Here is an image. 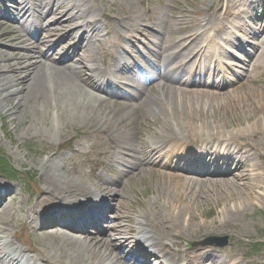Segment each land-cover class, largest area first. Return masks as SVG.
<instances>
[{"label": "rangeland", "instance_id": "obj_1", "mask_svg": "<svg viewBox=\"0 0 264 264\" xmlns=\"http://www.w3.org/2000/svg\"><path fill=\"white\" fill-rule=\"evenodd\" d=\"M253 1L255 0H88L87 7L97 10L101 36L96 38V42H90L88 57L83 56L85 64L81 74L84 78L92 76L95 80L105 82L109 90L118 94L119 97L115 100L120 99L122 95L133 96V99L124 104L110 101L100 112L101 126L109 125L115 137L128 149V153H121L120 147L117 146L113 149V156L104 157L100 154L104 132L95 133L91 126L79 119L84 113V106L94 103L88 91H80L66 97L56 96V93L51 91L46 99L30 98L23 94L22 97H15L11 103L0 96V149L5 152L17 170L37 176L35 183L41 191L38 195L32 194L27 190L23 180L11 183L0 176V179L8 183L9 194L15 198L8 206L9 209H16L15 215L12 218L8 216V219L11 224L9 226L11 239L17 234L15 238L17 249L7 246V252L17 255L19 254L17 251L21 250L25 255V264H29L27 259L29 256L41 260L44 264L57 262L76 264L78 261H85V264L102 263V259H96L90 247L85 245L73 248L70 244L65 245L62 242L60 233L80 236V232H72L70 229L76 227L75 224H71L78 221L82 213L80 207H63L53 213L65 219L60 228L55 229L58 233L54 237L45 238L44 231L27 219L30 207L36 205L47 194L42 175L43 168L50 162L54 166L55 174L67 180H83L89 191L104 200L103 205H117L118 214L125 217L119 226L125 228L133 242L148 255L156 253L160 259L155 264H169L165 254L152 251L147 248L148 244L143 243L141 237L144 235L141 234L138 226V217L155 220V214L160 210L161 205L166 206L170 203L171 206L172 201L187 198L188 192L184 194L174 187L160 185L157 182V173L152 167L133 171L129 168L135 160L144 157L141 142L150 148L153 138L163 133L165 116L174 102L178 101L183 113L192 119L193 128L197 126L202 128V123L198 124L197 121L204 117L205 124L212 129L216 126L214 120L218 119L217 124L224 131V118L235 115V98L240 95L245 99L244 102L238 100L239 107H243V114L255 115V119L263 123L264 103H261L259 96H253L252 91L264 93V8L259 10L261 14L258 15V22L256 24L254 23L256 21L253 22L260 29L259 40H249L258 45L257 50L258 54L262 55L261 60H256L248 66L244 52L219 40L224 49L237 57L230 61L237 65L236 76L228 75L224 79L225 82L232 83L228 88L231 94L215 98L209 95L179 94L176 98L172 89L161 87L159 82L152 84L153 81L149 82V80L157 70L173 69L175 65L183 62L186 56L183 52L188 53V50L180 53L178 47L180 40L193 27L196 28L197 35H201L204 31L202 25L205 18L214 16L228 23L231 21V14L235 13L240 5ZM55 2L59 7L69 1H18L24 8L37 9L36 13L29 14L25 19H17L21 23L27 21L31 27L32 37L25 38L27 33L24 32L10 35L11 26H17L13 23V18L18 15L17 7L13 4V0H0V71H6L0 84L10 88L12 93L19 84L17 77L12 73L14 69L18 70L14 65L18 66L19 61L14 60L12 55L25 54L26 48H30L31 43L39 37L41 26L45 25L47 28L54 22L55 16H48L43 23L42 13L50 10L49 6L44 4ZM46 6L48 8L44 9ZM218 8L220 11L216 15L215 11ZM111 15H119L125 19L124 31L118 32L117 25L109 19ZM128 16L135 19L132 20ZM16 29L18 28L15 27ZM62 34L57 35L55 41ZM80 35L81 32H78L72 41H61L62 45L54 58L59 60L68 50L74 51ZM23 36L25 42L21 43L20 38ZM224 37L232 39L231 35L224 34ZM244 46L247 51L252 52L250 43ZM215 49L220 53L218 47ZM77 59L80 60V56ZM92 62L97 67L90 72L86 68H91ZM99 68L105 70L103 75L98 71ZM183 77L210 85L215 81L212 74L192 78L183 75ZM204 102L206 105L202 108ZM246 124L247 122L243 126ZM173 128L177 130L176 126ZM234 129L232 126L228 130ZM69 142L72 145L66 147ZM201 146L199 143L196 149L202 150ZM194 160H185L181 166L191 167ZM194 167L199 170L206 168L200 163ZM100 178L118 180L117 184L109 188L108 196L99 193V187L104 185ZM29 179H32L30 175ZM224 188L225 186L222 185L216 187V185L199 184L194 187V195L198 196L199 200L197 197L186 199L187 203L192 200L190 212L193 214L194 228L191 232L181 233L173 242L165 239L162 244L166 249L165 253L168 251L172 254L185 253L197 248L212 247L194 246V243L212 236H229L228 246L212 247L219 252L216 253V257H219L216 258L217 260L222 259V256H228L229 260L236 256L244 261L243 264H264V205H253L238 220L223 222V214L227 206L235 207V203H228L231 193L227 190L223 192ZM11 199L12 197L8 201ZM112 213L110 212L108 216H112ZM54 217L56 216L48 217L42 222L46 223ZM106 219L88 228L86 234L96 235L98 232L101 233L100 236L108 234L109 219ZM25 228L28 232L24 230ZM109 234L114 239H118V234L114 231ZM129 255L126 251L122 257L127 259ZM64 256L65 259L60 261ZM139 259L140 257L136 256L129 264H137ZM0 264L6 263L0 262Z\"/></svg>", "mask_w": 264, "mask_h": 264}, {"label": "bare ground", "instance_id": "obj_2", "mask_svg": "<svg viewBox=\"0 0 264 264\" xmlns=\"http://www.w3.org/2000/svg\"><path fill=\"white\" fill-rule=\"evenodd\" d=\"M18 1L13 0L18 15L13 18V23L17 26H11L10 35L24 32L27 33L25 38L32 37L31 27L27 21L21 23L17 19H25L29 14L36 13L37 9L24 8ZM68 1L59 7L56 2L44 4L49 6L50 10L42 13V22L44 23V19L48 16H55L54 22L47 28L45 25L41 26L39 37L31 43L30 48H26L25 54L13 53L12 57L19 61V64H17L18 66L14 65V67H18V70L14 69L12 73L17 77L19 84L14 93L11 92L10 88L0 84V96L3 100L11 103L15 97H22L23 94L30 98L46 99L51 91L56 93V96L63 97L73 96V94L84 90L88 91L94 99V103L84 106V113L80 115L79 112V119L91 126L95 133L104 132L105 136L100 144L102 147L100 154L104 157L113 156V149L117 146L120 147L121 153L126 154L128 149L115 137L110 126H101L100 112L110 101L124 104L133 99V96L130 94L122 95L120 99L115 100L119 97L118 94L109 90L105 82L95 80L92 76L87 78L82 76L81 72L85 64L83 56L88 57L90 42H96V38L101 36L98 29L100 21L97 19V10L87 7L88 0ZM47 6L44 9L48 8ZM260 8H264V0H255L240 5L236 12L231 14V21L228 23L220 21L214 16L205 18L204 25H202L204 31L201 35H197L196 28L193 27L180 40L179 52L188 50V53L183 52L186 55L183 62L175 65L173 69L157 70L149 82L153 81L152 84L159 82L161 87L172 89L176 98L179 94L184 96L209 95L214 98L231 94L228 88L232 83L225 82L224 79L228 75L236 76L235 67L237 65L230 61L237 59V57L224 49L219 40H223V43L230 47H238L240 51L244 52L248 66L256 60H261L262 55L258 54V45L256 46L254 42L249 41L250 39L259 40L260 34L258 33L261 32L253 22L256 21L255 24L258 22V15L261 14L259 13ZM219 11L218 8L215 14L217 15ZM90 18L93 19L90 20ZM109 19L117 25L118 32L124 31L126 28L123 17L111 15ZM15 27L18 29L15 30ZM78 32H81V35L74 51L70 49L59 60L55 59L54 56L62 45L60 44L61 41H72ZM61 33H63L62 36L55 41V37ZM224 34L231 35L232 39L225 38ZM20 40L21 43H24V36ZM249 43L253 49L252 52L245 49L244 45ZM216 47L219 48L220 53L216 51ZM78 56H80V60L77 59ZM90 66L91 68H86L90 72L97 67L93 62ZM98 71L102 75L105 72L102 68H99ZM4 72L0 71V80L5 76ZM205 74L214 75L215 81L212 85L183 77L185 75L192 78ZM252 93L255 97L259 96L261 103H264L263 92L252 91ZM238 100L240 102L245 101L240 95L235 98L236 113L229 118H224V131L219 128L218 119L214 120L216 126L215 129H212L205 124L204 117L197 121L198 124L202 123V128H198V126L193 128L191 126L192 119L183 113L178 101L174 102L170 105L165 116L166 123L162 127L163 133L153 138L150 148L141 142L142 155L145 158L141 156L135 160L129 169L133 171L152 167L157 173V182L160 185L174 187L180 193L188 192L186 196L188 199L197 197L199 200V197L194 195V187L198 184L225 186L223 192L227 190L231 193L228 203H235V207L227 206L223 214V222L238 220L253 205L263 206L264 118L263 123H261L255 119V115L245 116L243 107L240 108L238 105ZM204 105H206L205 102L202 108ZM200 112L202 113L201 108ZM246 122L247 124L243 126ZM167 125L172 127L168 128ZM173 126H176L177 130ZM232 126L235 129L228 130ZM199 143L202 145L200 151L196 149ZM192 159H195L193 166L187 168L181 166L183 161ZM199 163L206 168L196 169L194 166ZM53 167V164L49 162L43 168L42 176L45 181L46 196L36 205H32L27 212V219H30L36 224V227L44 231L45 238L56 236L58 233L55 230L57 229L56 225L62 224L64 221L63 217H59L58 214L53 215L55 211L63 207L78 206L82 213L78 221L71 224H75L76 227H70V229L72 232H80V236L60 233L65 245L70 244L73 248L84 247L85 245L90 247L96 259H102L101 264H129L136 256L140 257L137 264H155L160 259L156 253L146 254L142 248L133 242L132 237L127 235L125 228L119 226L125 217L118 214L117 205H103L104 200L89 191L83 180H67L55 174ZM100 180L104 183L103 186L99 187L100 195L108 196L109 188L118 183L117 179L100 178ZM7 190H10L8 183L0 179V256H2L0 262L25 264V255L21 250L17 251L19 253L17 255L6 251L7 246L17 249L16 235H14V240L11 239L9 227L11 224L10 219H8V216L12 218L15 215L16 209L8 208L9 203H12L15 198ZM4 193L7 194L6 197ZM10 197L12 199L8 201ZM187 198L172 201L171 206L170 203L166 206L161 205L160 210L155 214V220H147L143 216L138 217V226L141 234L145 236V238L142 236L141 239L145 245L148 244L147 248L165 254L169 264H206L210 262L211 264H243L236 256L230 260L228 256H222V259L217 260L216 258L219 257H216V253L219 252L212 247L197 248L185 253L172 254L170 251L165 253L166 249L162 246L165 239L173 242L181 233L191 232L194 228L193 214L190 212L192 200L187 203ZM79 199L84 201L79 203ZM110 212H113L112 216H108ZM53 216L56 217L49 219L46 223L42 222ZM106 218L109 219L108 234L105 236H100V232L96 235L86 234L89 227L97 225L96 223ZM22 224L26 223L22 222ZM111 231L118 234V239H114L109 234ZM126 251L130 255L124 259L122 254ZM27 259L29 264H44L41 260H35L31 256ZM64 259L65 256L60 261ZM56 264L60 263L57 262ZM76 264H85V261H78Z\"/></svg>", "mask_w": 264, "mask_h": 264}, {"label": "trees", "instance_id": "obj_3", "mask_svg": "<svg viewBox=\"0 0 264 264\" xmlns=\"http://www.w3.org/2000/svg\"><path fill=\"white\" fill-rule=\"evenodd\" d=\"M0 174L6 176L7 178L19 179L25 177L23 174L17 172L13 167L10 160L4 154V152L0 149ZM29 176V175H28ZM29 179V177H27Z\"/></svg>", "mask_w": 264, "mask_h": 264}, {"label": "water", "instance_id": "obj_4", "mask_svg": "<svg viewBox=\"0 0 264 264\" xmlns=\"http://www.w3.org/2000/svg\"><path fill=\"white\" fill-rule=\"evenodd\" d=\"M229 243V237H209L200 243H195V245L202 246H216V247H225Z\"/></svg>", "mask_w": 264, "mask_h": 264}]
</instances>
